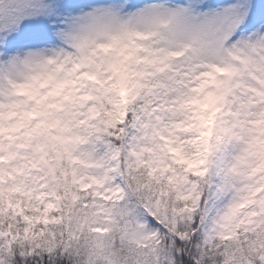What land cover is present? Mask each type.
<instances>
[{
	"label": "snow or ice",
	"instance_id": "snow-or-ice-1",
	"mask_svg": "<svg viewBox=\"0 0 264 264\" xmlns=\"http://www.w3.org/2000/svg\"><path fill=\"white\" fill-rule=\"evenodd\" d=\"M0 264H264V0H0Z\"/></svg>",
	"mask_w": 264,
	"mask_h": 264
}]
</instances>
